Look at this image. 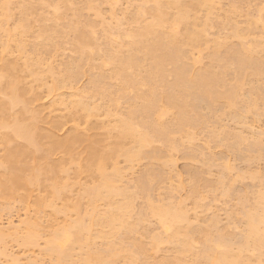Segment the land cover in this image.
<instances>
[{"label": "bare ground", "instance_id": "obj_1", "mask_svg": "<svg viewBox=\"0 0 264 264\" xmlns=\"http://www.w3.org/2000/svg\"><path fill=\"white\" fill-rule=\"evenodd\" d=\"M62 1L64 4L65 1ZM150 1L153 2V6L149 8L143 6L136 14L139 16L148 14L150 20L127 32H121V37L126 38L127 42L117 43L114 46L115 43L111 44V41L102 49V54L98 53V47L96 48L90 30L78 26L76 22L67 26L73 35V45L77 56L63 64V68L57 72L52 84L47 86L48 93L64 87L71 88L72 82L84 74L82 69H84L85 61L86 65L94 68L110 63L112 69L109 74L92 73L87 85L79 91L78 99L68 103H63L61 100V104L68 113L62 115L59 120L42 116L40 114L41 111L43 112L42 108L33 109L32 104L38 101L39 94L37 95L30 86H25L23 83L18 62L0 55V194L6 199L18 196L27 199L33 187L45 188L46 194L35 200L37 208H41L51 205L56 199H61L68 191L69 184L59 178L61 172L66 173V164L75 163L79 174L96 176L94 184L86 185L82 189L81 196L87 198L89 209L82 211L83 214L79 213L81 212V196L79 202L76 199L77 202L73 204L77 217L72 226L77 236L81 238L79 240L84 238L83 241H79L80 244H87L91 250L86 253L82 264H86L90 259L96 264H105L107 260L115 259L124 252L131 262H134L132 251L122 247L116 249L112 243L108 242L104 247H91L93 237L106 239L120 235L121 240L122 237L130 239L139 225L128 220L132 209V198L134 194L136 196L140 192L146 194L153 187V180L161 177L156 172L152 160H162L169 151L177 150L180 145L178 137L184 136L188 141L194 139L196 128H201L207 120L206 115L201 112L202 108L210 113L211 108L218 103H223L228 110L233 108L235 110L237 106L239 108L243 79L264 76V41L253 38L250 42L255 46H253L255 50L246 47L245 44L249 43L246 41L249 31L245 32L232 25L228 36L236 39L237 43L234 46L228 44V40L210 41L206 38L207 24L203 21H201L202 24L199 23L197 12L200 8L210 12L216 0ZM2 7L5 8L3 17L8 19L10 16L7 10L8 1H4ZM32 9V6L26 7V5L20 9L19 24L7 32L19 50L25 46L22 35L30 29V20L33 18ZM57 33L63 34L64 30L56 26L53 28L42 26L39 34L44 36L47 42H51ZM205 40H207L206 43L213 45L208 50V62L205 66L198 67L199 55L196 58L192 57L193 59L191 56L189 58L188 55L192 52L190 51L187 55V48L195 49L201 43L206 45ZM257 46L261 49H256ZM95 48L97 54L94 53ZM3 49L7 51L8 45H4ZM260 52L262 56H259ZM190 59L192 61L188 62L187 60ZM23 64L24 70L26 69L31 75L36 74V79H40L36 71L40 64L39 59L29 56L25 58ZM231 67L236 76L233 81L227 79ZM107 78L119 82L116 96L113 94L114 91L106 85ZM127 92H133L132 98L130 96L128 99V110L116 119L114 124L105 125L103 120L98 118L102 113L106 117L111 116V110L104 108L101 113V106L98 103L95 104L93 99L99 96L107 99L111 105H116L118 98L126 97ZM256 100L258 99H252L249 103L246 101V104L241 102V110L259 107L260 102L258 105ZM14 109H17L16 113ZM168 114L172 119L167 121L165 116ZM68 121L73 122L72 128L67 134L59 135L58 130ZM81 124L83 127L80 126ZM225 133L222 131L223 135ZM233 139L236 145L243 140V137L240 133H234ZM156 140L161 142L162 148L153 146ZM263 143L257 135L250 146L263 150ZM55 154H60V157L54 159ZM118 157L124 158L129 163L143 158L148 159V165L140 176L138 187L135 186L137 189L134 187V193L127 191L124 188L126 185L123 187L118 183L123 174V170L116 162ZM166 163H171L167 157L165 163L161 164ZM221 170V175L216 181L219 187L229 182L230 179L225 181L224 174L225 171L231 170V166L224 164ZM199 173H201L199 170L191 173L194 182L204 180ZM207 180L206 184H208ZM210 183L211 186H218L215 181ZM198 184L201 185V183ZM193 185L189 197L191 195L192 203H196L198 207V201L200 203L204 196L200 195L202 191L199 193L195 186L197 183ZM231 186L229 182L227 188L222 190L223 193L230 195ZM261 188L256 191V194L253 192L254 202H251L249 208L242 206L245 208L243 210L237 205L241 211L243 210L245 226L244 230L240 231L242 233L239 232V244L235 247L233 233L237 235L238 232L229 233L230 229L226 232L225 226L226 231L217 232V229L213 233L215 229L213 231L209 227L212 223L207 221L208 227L198 226L199 229L193 230L190 227L185 200L183 204V201L180 202L182 199H179L176 205L170 204L171 201L170 205L153 204L152 201H147L150 214L158 220L163 234L165 233L164 236H160L162 232L160 234L156 232V236H153V233L150 237L153 248L159 243L166 242L175 244L178 253L184 254L193 250V240H195L193 238L197 236L201 242V249L195 252V261L204 264H264L263 178ZM20 191L25 193L21 195ZM200 197H202L201 200H199ZM241 199L240 202L243 203ZM101 202L106 206L104 209L99 208ZM247 202L248 199L246 204ZM212 218L214 220V216ZM216 221L215 217L214 222ZM27 225V234L23 242L32 243V231L36 224L29 222ZM191 226L193 227L192 223ZM1 239L2 233H0ZM69 239L67 229H55L50 233L45 250L55 257L56 261L53 264H77L70 262V252L63 248V243ZM140 242L139 240L135 244L136 250L138 249L140 254H145V243ZM249 252H256L255 259L248 256ZM178 262H180V256L164 260L160 264H177Z\"/></svg>", "mask_w": 264, "mask_h": 264}, {"label": "rangeland", "instance_id": "obj_2", "mask_svg": "<svg viewBox=\"0 0 264 264\" xmlns=\"http://www.w3.org/2000/svg\"><path fill=\"white\" fill-rule=\"evenodd\" d=\"M4 1H8L7 10L10 13L8 19L3 17L5 8L2 7V4ZM64 1L63 4L61 0H0V55L8 60H16L15 62H18L17 64L21 68V72L19 70V73L23 83L25 86H30L37 95L39 94L38 101L32 104L33 109L40 110V108H42L43 112L41 111L40 114L52 120H59L62 115L68 113L64 105L61 104V100L63 103H68L71 100L78 99L79 91L82 87L87 85L88 79L92 73L109 74L112 69L110 63H105L100 68H94L90 65H86L85 61L83 65L84 69H82L84 74L75 79L76 81L72 82L71 88L64 87L48 93L47 86L52 84L53 79L58 74L57 72H59L68 61L77 56L73 45V35L68 30L67 26L72 22H76L78 26L90 30L96 48L98 47V53L100 52L102 54V49L111 41V44L115 43L114 46L117 43L124 44V42H127L126 38L121 37V32H127L131 28H136L137 25L140 26L145 21L150 20L148 14L144 16L136 14L143 6L148 8L153 6V2L150 0ZM25 5L26 7L32 6L33 18L30 20V29L22 35L25 46L22 50H19L16 43L7 32L13 30L19 24L20 9H23ZM197 17L200 19L199 23L203 21V23L207 24L206 38L210 41L214 39H224L228 40L227 43L231 46L236 45V39L228 36L232 25L237 26V28L241 30L243 29L245 32L249 31L248 38L246 39L249 43L245 44L246 47L253 49L254 45L250 42L253 38L264 41V0H216L210 12L205 8H200L197 12ZM142 18L143 20L141 21ZM42 26L48 28L56 26L64 30V33H57L53 36V42H47L48 40L39 34ZM206 42L207 40H205V43ZM208 43H206V45L201 43V45L197 46L195 49L187 48V55L190 51L192 52L188 57L191 56V58H196L199 55L198 67L205 66L208 62V50L211 45H213ZM4 45H8L7 51L3 49ZM96 48V51L94 49L93 51L97 54ZM256 49L259 50L261 48L257 46ZM260 55L262 56V52H260L259 56ZM29 56L40 60V64L36 70L40 75L39 80L36 79V74L31 75L26 69H23L24 60ZM192 59L187 61L191 62ZM231 69L229 71L231 74L228 72L229 76L227 74V79L233 81L236 76L234 75L233 69V72ZM50 70H52V72ZM243 80L244 83L240 92L241 101L238 104L240 107L238 108L237 106L238 109L235 108V110H233V108L232 110H228L223 103H218L216 106L214 105V107H212L214 110L212 111L211 108V113L202 108L201 112L207 117L206 122L201 128H196L192 141L186 140L187 138H184V136L178 137L180 138L179 148L174 151H169L166 154L167 159L170 160L171 163L161 164L165 163L166 157L159 161L152 160V164L156 167V172H158L161 177L153 180V187L146 194L140 192L141 194H136V196L135 194L134 196L132 195V209L129 213L128 220L139 224L138 226L136 225L139 229L137 228V231L130 236L133 242L129 237L128 239H123L122 237L121 240L120 235H118L120 238H118V236H112L106 239H100L96 236L93 237L91 241L92 245H90L91 247H104V245L109 242L114 244L116 249L121 247L126 248V250H130L134 254V262H131L126 252H124L115 259L107 260L105 264H160L164 260H171L176 256H180V262L177 264H204L203 262L195 261V252H199L201 249V242L198 240V237L195 236L196 234L193 235L195 236L193 238L195 239L193 240V250L184 254L178 253L175 244L166 242L159 243L153 248L154 245L150 237L153 233V236H156L158 232L160 234L163 229L158 220L150 214L147 208V201H152L151 203L153 204L164 203L170 205L174 203L173 205H176L178 203L177 201L182 199L180 202L183 201L182 203L184 204L185 200L187 207L185 208L187 209V213H189L187 215L190 227L193 228V230L207 226V221L212 223V225L209 224V227H211L213 231L215 229L214 232L212 231L213 233H215L217 229V232H221V230L226 231L224 230L225 226V228H227L226 232H228L229 229V233L233 231L238 232V236L236 233H233V238L236 241L235 244L233 242V246H238L239 234L242 233L240 231L242 229L244 230L243 227L245 226L243 222L245 221L243 210L249 208L252 201L254 202L253 199L255 195H253V192L256 194L258 189H262V178L264 180V149L262 150L261 148L258 149L250 146L253 138L257 135L264 142V76L247 77V79L244 78ZM105 83L110 87L111 91H114L113 94L116 96L115 92H118L119 82L115 79L107 78ZM132 95L133 92H127L126 97L120 96L116 105H111L107 99L96 96L93 101L95 104L98 103L99 106H101V113L104 108H109L112 113L109 117L100 113L101 115L98 119L103 120L105 125L114 124L115 120L123 116L128 110V99L130 96L132 98ZM252 99H258L256 102L257 104L260 102V106L250 110H241V102H245L244 104H246V101L249 103ZM14 111L16 113L17 109H14ZM171 119L170 114L165 116V120L168 121ZM65 123V126L63 124V127L58 130L57 133H59V135L67 134L73 126V122L68 121ZM80 126L83 127L82 124ZM222 131L224 133L227 132V134L225 133L223 135ZM229 133L232 134L230 135ZM234 133H240L243 137V140L236 145L233 139ZM153 146L155 148H162V144L158 140L154 142ZM59 157L60 154L53 155L54 159ZM116 162L123 170V174L120 176L121 178L118 183L123 187L126 185L124 188L129 192H133L134 187H138V181L144 172V168L148 165V159L143 158L129 163L124 158L118 157ZM224 164H229L231 166V170H228V172L225 171L226 173L224 174L226 182L229 179L231 180H229L230 185L232 184V192L230 195L224 194L222 191L225 187L227 188L229 182L225 183L224 181L223 183H225L226 186L222 184V187H219L218 182H216L217 178L221 175L220 170ZM65 167L67 169L66 173L61 172L59 178L64 182L66 181L70 187L61 199L54 200L51 205L41 208H37L35 205V200L46 194L45 188L33 187L30 197L27 199H22L19 196L6 199L0 194V233H2V239L0 240V264L55 263V257L45 250L46 243L50 238V233L55 229H67L70 239L63 243V248L70 252V262L82 264L86 253L91 252L87 244H80L79 241H83L84 238L82 237V240H79L81 238L77 236L72 226L77 217V211L73 209V204H75V201L77 202L76 199H78L79 202V197L82 194L84 186L86 187V185L89 186L94 184L96 176L91 177L86 174H79L75 163H68ZM194 170L201 171V173H199L200 175H198L201 179H204L203 181L197 180L198 182H194L192 180L193 177L191 173ZM257 177L260 179L258 180ZM206 179H208V184L205 182ZM211 181L212 183L215 181V184L218 186H211ZM193 182L197 183L195 186L199 193L202 191L200 195L204 196L203 199L200 197L199 200H202L200 202L201 204L198 201V207L196 203H192L193 199L191 200V195L189 197V192H191L190 190L192 189L191 186H194ZM198 183H201V185ZM137 187H135V189H137ZM24 193V191H20L21 195ZM244 195L247 196L243 198ZM81 197L83 198H81L80 203L81 212H78L83 214L84 212L82 211H87V209H89V204L86 200L87 198ZM239 198L243 199V203L240 202ZM117 199L116 201H119ZM247 199L250 205L248 202L246 204ZM240 203H242V205ZM100 204V209L106 207L103 202ZM237 205L241 206L243 210L241 211V208H238ZM236 209L239 212H237ZM234 213H236L237 216ZM213 216L214 220L215 217L217 219L216 223L212 218ZM136 218L139 219L137 220ZM29 222H34L36 224V227L32 231V243L23 242L27 234V224ZM94 229L96 231V228ZM93 234H95V232ZM164 234L162 232L160 236H164ZM136 238L137 242L140 240V243H145V254H140L138 249L136 250ZM248 254V256L255 259L256 252H249ZM86 264L96 263L94 260L90 259Z\"/></svg>", "mask_w": 264, "mask_h": 264}]
</instances>
